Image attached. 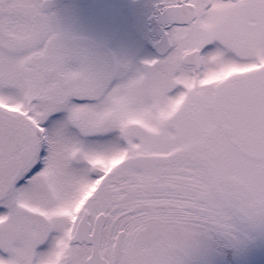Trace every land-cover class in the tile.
Returning <instances> with one entry per match:
<instances>
[{"label":"snow or ice","instance_id":"snow-or-ice-1","mask_svg":"<svg viewBox=\"0 0 264 264\" xmlns=\"http://www.w3.org/2000/svg\"><path fill=\"white\" fill-rule=\"evenodd\" d=\"M0 0V264H258L264 0H156L136 61Z\"/></svg>","mask_w":264,"mask_h":264},{"label":"flooded vegetation","instance_id":"flooded-vegetation-1","mask_svg":"<svg viewBox=\"0 0 264 264\" xmlns=\"http://www.w3.org/2000/svg\"><path fill=\"white\" fill-rule=\"evenodd\" d=\"M156 0H50L49 11L73 37L117 57L136 61L155 53Z\"/></svg>","mask_w":264,"mask_h":264},{"label":"rangeland","instance_id":"rangeland-1","mask_svg":"<svg viewBox=\"0 0 264 264\" xmlns=\"http://www.w3.org/2000/svg\"><path fill=\"white\" fill-rule=\"evenodd\" d=\"M258 264H264V257H257Z\"/></svg>","mask_w":264,"mask_h":264}]
</instances>
